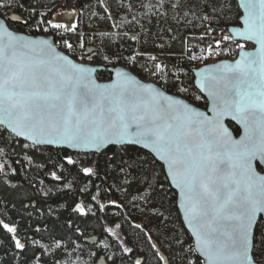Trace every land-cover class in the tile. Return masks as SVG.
I'll return each instance as SVG.
<instances>
[{
  "label": "snow or ice",
  "instance_id": "6c2138e0",
  "mask_svg": "<svg viewBox=\"0 0 264 264\" xmlns=\"http://www.w3.org/2000/svg\"><path fill=\"white\" fill-rule=\"evenodd\" d=\"M242 6L244 27L234 32L245 41H254L258 48L241 52L239 59L217 65L205 76L201 88L211 98V116L177 98L187 91L182 82H170L175 94H166L122 71L112 83H97L95 68L75 63L56 51L50 40L18 34L16 28L29 26V20L15 13L0 17V142L6 144L11 136L25 137L34 146L66 143L100 148L114 144L124 153L120 171H138L152 163L139 150L130 151L135 145L149 148L167 163L168 176L177 190L174 195L191 227L194 243L188 254L204 256V264H264V0H243ZM9 7L11 4L0 2V8ZM16 7L22 9L23 5ZM196 7L208 20L207 13H216L222 6L219 0H196ZM37 15L42 17L39 25H47L43 33L49 29L56 34L78 31L74 23L47 19L34 10L30 13ZM79 39L83 48V37ZM228 40L231 36L223 35L215 44L219 47ZM63 45L73 50L68 39H63ZM236 46L245 48L243 43ZM212 54L209 46L208 55ZM199 58L189 55L191 60ZM110 59L104 56V60ZM135 59L129 58L133 63ZM164 68L154 64L152 75L163 73ZM226 120L236 121L243 132L230 128ZM65 159L69 165L76 163L71 155ZM3 167L0 165V171ZM82 171L89 177L97 174L92 167ZM149 175L145 170V184L151 188ZM74 210L87 215L81 204ZM0 226L12 234L16 249H25L16 238L15 226L2 220ZM106 231L117 235L111 228ZM121 244L125 254L132 253V248ZM151 247L157 249L155 243ZM92 255L100 259L98 253ZM155 255L162 264H170L159 249ZM108 261L116 264L113 256H106L105 264ZM134 264L143 262L138 257ZM194 264H199V256Z\"/></svg>",
  "mask_w": 264,
  "mask_h": 264
},
{
  "label": "trees",
  "instance_id": "16d2710c",
  "mask_svg": "<svg viewBox=\"0 0 264 264\" xmlns=\"http://www.w3.org/2000/svg\"><path fill=\"white\" fill-rule=\"evenodd\" d=\"M64 1L65 4H61L60 0H53V8L44 13L39 7H45L48 0H20L19 4H22L23 8H16L15 14L29 20L30 24L27 27H17L16 30L23 32L27 28L32 29L35 22L42 18L39 15L30 16V9L34 7L38 9L36 13L59 22L60 9L72 12L74 16L66 22L69 24L77 21L79 32L70 33L71 38L81 37L80 19L84 16L85 20L86 15L83 13L88 7L95 9L99 16L107 15L100 0ZM149 1L156 4L155 2L163 0H112L109 7L116 14L122 13L134 22L130 24L128 34L119 35L117 40L113 37L104 40L102 48L107 49L111 59H119L122 64L127 61V53L133 51L137 45L142 53L163 45L166 51L177 57L174 58L177 62L173 74L168 76L162 73L165 82L163 88L174 93L175 87H170V82L180 80L186 88L190 86L194 92H198L194 85L195 66L183 58V52L185 37L190 41L194 39V28L199 25V18L204 17L205 13L196 7V0L191 3L189 0H165L163 6L161 3L151 14H147L149 17H141L142 13H146L144 8L147 3L150 4ZM219 4L222 7L217 8L216 13L209 11L207 15L218 17L225 29L215 30V35L212 34V37L207 39V44H215V40L227 33L231 26L240 24L237 0H219ZM92 24L94 29L113 28V22L110 20L105 24L98 21ZM134 32L138 33V42L130 37ZM85 45L87 48L88 42ZM86 48L81 53H84ZM102 48L95 47L92 55L96 56L98 63L109 65L104 62ZM98 52L101 54L98 55ZM135 63L133 71L140 77L144 76L147 69L143 70ZM99 78L108 80L111 74L104 71L99 74ZM189 100L196 103L193 99ZM198 105L205 107L206 102H200ZM0 149H3L0 152V165L4 166L6 163L5 168L9 170L0 171V220L15 226L16 238L25 244L24 250L16 249L15 242L11 239L12 234L0 230V264H53L44 259L39 253L40 250L32 248L34 241L76 240L81 244H90L87 238L93 236H97L98 240L90 245H96L100 239L109 237L113 246L120 247L116 264H122L123 260H127L126 264H134L138 257L143 264H162L155 255L159 248L151 247L155 241L161 247L159 251L165 254L171 264H189L190 260L194 264L196 256H199L196 254L189 258L187 249L193 244V239L183 224L177 207V195H174L175 190L168 181L163 165L149 152L130 146V151L139 150L141 157L151 159L152 163L138 171H120V158L124 156L120 147H111L101 154L74 153L66 149L34 146L9 136L6 144L0 142ZM66 155H71L76 163L69 165L65 159ZM109 157L112 159L109 160ZM84 167L94 168L97 174L85 176L82 171ZM145 170L150 173L148 183L152 185L151 188L145 184ZM52 173L59 179L53 177ZM161 184L164 185L163 189L160 188ZM46 187L58 189L46 193ZM77 204L84 207L87 215L82 216L74 210ZM113 211H119L122 217L119 220L113 217ZM133 212L136 213L138 223L135 222ZM116 224L120 225L118 229L126 237V244L123 242V245L132 248V253L125 254L120 238L106 231ZM137 224L140 227H136ZM149 233L154 235L155 240L149 239ZM103 259L97 264H105ZM199 264H204L200 256Z\"/></svg>",
  "mask_w": 264,
  "mask_h": 264
},
{
  "label": "rangeland",
  "instance_id": "374dc122",
  "mask_svg": "<svg viewBox=\"0 0 264 264\" xmlns=\"http://www.w3.org/2000/svg\"><path fill=\"white\" fill-rule=\"evenodd\" d=\"M100 1H102L104 9L107 12V15L99 16L96 10L92 9L91 7H88L87 9H85V12L83 14L86 15V18H85L86 21L84 20V16H82L80 19V22H81L80 33L82 34L80 36L83 37L84 47L83 48L80 47V43H81L79 39L80 37H76V36H72L73 38L70 37V40L72 41L73 47L76 50V52H81L84 48H86V45H85L86 42H88L87 47L93 46V47H97L100 49L102 48V42L104 40H108L112 37L114 38V40H117V37L119 35L128 34L130 31L129 26L130 24L134 22V20H128L126 16L123 15L122 13L116 14L114 10H112V8L106 5L108 0H100ZM0 2L11 4V7H9L6 10L4 8H0V16L1 17L6 16L7 18H10V16L13 13H15L16 8H17L16 4H19L20 0H0ZM60 2L62 4L65 1L60 0ZM52 3H53V0H48V3L45 5V7L43 8L39 7V9L42 10L44 13H47L53 8ZM149 3L150 4L147 3L145 5L144 9L146 13H142L140 15L141 17L147 14H151L154 8H156L158 5L161 6V3L163 6L165 4V0L161 2L160 1L155 2L156 4H154V1H149ZM33 10L36 12L38 9L36 7L31 8L30 12H32ZM162 12H164V9H162ZM58 13L61 19V23L68 24V22H66L67 19L74 16L72 12H69L66 10L63 11L62 9H60ZM241 15L242 13L240 11V17ZM209 16L211 17V19H208V20H205L203 17L199 18L201 21L199 25H197L194 28L195 30L192 35L194 39L192 41L188 40V37H185L183 58L188 59L189 62L192 63V65L195 67H200L206 64L205 60H206V55L208 53L209 46H211L212 50L221 48L224 51V54H228L229 52H236V50H239L240 52L241 49L236 46L237 43H243V44L245 43V42L234 41L233 38L231 37V40L222 41L219 47H217L216 44H207V39L211 38L212 34L215 35L214 33L215 30L225 29V27L222 25L223 23H221L218 17L213 16V15H209ZM147 17L149 16L147 15ZM41 19L42 18H39L35 22L36 24L35 26H33L32 29L27 28L26 31H23V32L31 34V35L42 33V28L47 27V25H39V21ZM108 20L113 22V28H109V29L108 28H99V29L92 28L93 26L92 22L98 21L102 24H105L107 23ZM69 24H73V23H69ZM74 24L77 25V21H75ZM78 24H79V21H78ZM88 30H90V32ZM49 31H52V30L49 29ZM60 32L64 34L63 30H60ZM87 32H89V34H87ZM85 35L87 36L85 37ZM223 35H229V31L227 33L222 34V36ZM201 36H203V39L200 38ZM130 37L136 40V42H138L139 40L138 33L136 34V32H134L133 35H131ZM163 47H164L163 45H160V47H158L157 49L155 48L151 51L145 52L144 55H140L138 53V50H140V52H142V50L140 46L137 45L133 51L127 53L129 55L125 57V61L127 60L126 62H128L130 61L129 58L131 56H135L136 57L135 62L138 64V66H141L143 70L147 69V71L150 69H153L154 64L160 63L161 65L165 66L163 74L165 73L168 76L172 75L173 71L175 70V64L177 62L176 60H174V58L176 59L177 57H174V55L171 52L166 51ZM244 49H247V48L245 47ZM103 52H104V56L109 55L106 48L103 49ZM99 54H101V52H98V55ZM190 54L195 55L197 57H201V58L196 59V60H191L189 59ZM153 56L156 57L155 60L151 59V57ZM238 56H239V53H238ZM104 62L108 63L109 65H123L126 63L124 62L121 64V62H119V59H110V61L104 60ZM147 65L149 68L147 67ZM187 89L189 90L187 92L188 98L193 99L196 102L195 104L198 105V103L200 102H206L203 96L199 92H194L190 86H188ZM6 162L8 163V161ZM5 164L3 167V172L9 171L8 169L5 168V166H7ZM57 189L56 187L55 188L46 187L45 192L49 193ZM135 214L136 213L133 214L134 218L136 216ZM112 216L117 218L118 220L120 217H122L119 211H115V212L113 211ZM135 222L138 223L136 218H135ZM111 229H113V231L117 234L121 242H124L126 244V237L122 234L121 230H119L118 228L114 226H112ZM149 235L152 239H154V235L152 233H149ZM57 242L59 243V247L57 246ZM155 244L157 245V248H159L160 250L161 247L156 241H155ZM106 245L107 247H105ZM32 248L36 250H40L39 253L43 255L44 259L46 261L52 262L53 264H97L101 259L104 258L103 260H105L106 256H113V258L116 260L120 255V252H119L120 247L116 248L115 246H113L109 237H104L100 239L96 245L81 244L77 242L76 240H72L70 242H61V241H55V240H52V241L51 240H36L34 241ZM94 252L98 253L100 257L99 260H97L96 256L92 255V253ZM126 261L127 260H123L122 264H126ZM111 262L112 261H108V263L110 264Z\"/></svg>",
  "mask_w": 264,
  "mask_h": 264
},
{
  "label": "water",
  "instance_id": "95a60500",
  "mask_svg": "<svg viewBox=\"0 0 264 264\" xmlns=\"http://www.w3.org/2000/svg\"><path fill=\"white\" fill-rule=\"evenodd\" d=\"M237 3H238V6H239L240 11L242 13V15L240 17V24L239 25H236V26H231L228 31H229V34L231 35V37L233 38L234 41H237V42H249V41H245L242 37L236 35L235 32H234V30H236V29H242L244 27L243 19L246 16L245 9L242 6L243 0H237ZM16 31H17L18 34L31 36L33 38H37V39H48L51 42H53V44L56 47V51L60 52L61 54H64V55L69 56V58L72 59L75 63L84 64L87 67L95 68L96 69V72L93 73V76L96 79V82L97 83H101V84H109V83H112L113 81H115L117 79L116 73L122 71V72L128 73L133 78H135L137 80H140L142 83H145V84L151 83L154 87L160 88L161 91H164L166 94H175V93H170V92L166 91L164 88L156 85L155 83L144 81L138 74H136L132 70L127 69L123 65H104V64H85V63H80L76 59H74L72 56H70V55L64 53L63 51H61L57 47V45H56V39H55V37L52 36V35H43V34L31 35V34H28V33H25V32H21V31H18V30H16ZM249 43L254 44L255 47L253 49H241L240 52H239V56H238L237 59L240 58V53L241 52H252V51H255L256 48H258V45H256L254 41L253 42H249ZM94 51H95V47L89 46V47L86 48L85 53L87 55H91ZM234 61L235 60L225 59V60H221V61L216 62V63L205 64L203 66H200V67H197V68L194 69V71H193V75H194V85H195V88L197 89V91L205 99V101H206V106L205 107L199 106V105L191 102L190 100H188V99H186V98H184V97H182L180 95H178L177 98L180 99V100H182L184 103L189 104L195 110L200 111V112H204L206 115L211 116L212 113L210 111V108H211L212 101H211V98L208 96V90L207 89H202L201 88V84L202 83H206L205 76L208 75L213 70H215V68H216L217 65H220V64H230V63H233ZM104 71H108L111 74V78L110 79H108V80H102V79L99 78V74L101 72H104ZM225 122H226V124H228V126L230 128H232V125H234L235 127L240 128L241 132H243L242 126L239 125L236 121H231L229 123V121L226 120ZM235 138L238 139L239 137L237 136ZM18 139L23 140V141H25V142H27L29 144H32V141L26 139L25 137H19ZM35 146L52 147V148H57V149H66V150H68L70 152H74V153H95V154H101V153L105 152L106 150H108L111 147H120V146L114 145V144H106V145L101 146L100 148H96V147L91 146V145H89V146H83V145H81V146H78V147H70L66 143L41 144V145H35ZM135 146L136 147H139V148H141V149H143V150H145L147 152H149L158 162H160L163 165L164 170H165V173H166V176L168 178V181H169L171 187L175 190V192H177V190L175 188V185L171 183V178L168 176V165H167V163L164 160L159 159V157L155 153L151 152V149L144 148L142 145H135ZM261 175H264V172H261ZM177 207H178V210L180 212V215H181L183 224H184L186 230L188 231V233L190 234V236L192 237L193 243H194V237L192 236V230H191V227L189 226V224L187 223V221L185 220L184 211H183V209L179 205V197H178V195H177ZM97 240H98L97 236H93L91 238H87V242H89L90 244H95L97 242ZM198 255L205 262V257L202 256V255H200L199 253H198Z\"/></svg>",
  "mask_w": 264,
  "mask_h": 264
},
{
  "label": "built area",
  "instance_id": "2783aa9c",
  "mask_svg": "<svg viewBox=\"0 0 264 264\" xmlns=\"http://www.w3.org/2000/svg\"><path fill=\"white\" fill-rule=\"evenodd\" d=\"M44 34H50V35H54L56 37V43L58 48L63 51L64 53L73 56L78 62L80 63H85V64H96L98 63L96 56L95 55H90L91 59H89V56L84 55L82 53H77L76 50L73 47L72 51H68L65 49L64 45H63V39H68L70 43H72V41L70 40V34L69 33H64L62 34L61 32H59V34L53 33V31H49L48 33H44ZM230 36V35H229ZM63 38V39H62ZM245 47L247 49H253L255 46L252 43H244ZM138 53L140 55L144 54L140 51H138ZM238 58V53L236 52H229L228 54H224V51L220 48V49H216L213 50V54L212 55H206V64L209 63H216L219 62L221 60H225V59H229V60H236ZM124 67H126L129 70H132L135 68L134 63L132 62H127L125 64H123ZM153 69H150L146 72V74L144 76H142L141 78L146 81V82H152L155 83L156 85L163 87L164 86V77L162 75V73L158 74V75H152ZM159 77V78H158ZM180 82V80H178ZM182 87L186 88L183 84H181ZM187 89V88H186ZM189 90L187 89V91L180 93L179 95L184 97V98H188L187 96V92ZM174 93H176V89L174 90ZM198 254V253H196ZM196 254L193 255H189V258H193Z\"/></svg>",
  "mask_w": 264,
  "mask_h": 264
},
{
  "label": "flooded vegetation",
  "instance_id": "af4514ba",
  "mask_svg": "<svg viewBox=\"0 0 264 264\" xmlns=\"http://www.w3.org/2000/svg\"><path fill=\"white\" fill-rule=\"evenodd\" d=\"M111 2H112V0H108L106 5L109 6V5L111 4ZM106 7H107V6H106Z\"/></svg>",
  "mask_w": 264,
  "mask_h": 264
}]
</instances>
